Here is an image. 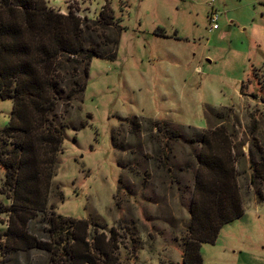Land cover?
<instances>
[{"label": "rangeland", "instance_id": "374dc122", "mask_svg": "<svg viewBox=\"0 0 264 264\" xmlns=\"http://www.w3.org/2000/svg\"><path fill=\"white\" fill-rule=\"evenodd\" d=\"M45 2L81 18L86 47L101 57L81 78L84 95L59 102L62 145L29 234L52 243L50 218L60 215L87 224L96 264H182L202 140L222 126L245 213L201 247L203 264H264V171L252 183V160L264 170V0ZM109 13L112 27L102 21ZM215 15L219 29L210 32ZM12 110L0 100V131ZM10 143L0 142L3 154ZM5 176L0 166L1 235L13 204ZM95 236H104L107 254L96 251ZM55 259L0 243V264H65Z\"/></svg>", "mask_w": 264, "mask_h": 264}, {"label": "trees", "instance_id": "16d2710c", "mask_svg": "<svg viewBox=\"0 0 264 264\" xmlns=\"http://www.w3.org/2000/svg\"><path fill=\"white\" fill-rule=\"evenodd\" d=\"M102 21L112 27L114 16L109 13ZM88 29L74 13H56L45 0H0V100L13 103L10 123L0 131V142L11 141L13 147L8 154L0 150V166L6 171L13 200L7 210L8 228L0 234V243L10 252L39 248L53 252L59 263L96 264L89 254L85 222L52 215L50 244L38 243L28 232L36 213L45 210L50 170L62 145V133L54 124L59 102L84 95L86 83L81 78L86 80L92 61L101 57L94 46L86 47L84 35ZM115 43L118 45V41ZM106 58L113 60L114 55ZM221 127L202 140L199 173L201 178L208 173L195 183L197 200L191 210L190 239L182 264H203L201 247L215 244L221 229L245 213L237 193L230 138ZM252 161V183L256 184L264 170ZM204 199L206 208L200 206ZM93 246L100 253H108L104 236H95Z\"/></svg>", "mask_w": 264, "mask_h": 264}, {"label": "built area", "instance_id": "2783aa9c", "mask_svg": "<svg viewBox=\"0 0 264 264\" xmlns=\"http://www.w3.org/2000/svg\"><path fill=\"white\" fill-rule=\"evenodd\" d=\"M211 22H212V24H211L210 32L217 31L219 29V27H218V15L213 16L211 18Z\"/></svg>", "mask_w": 264, "mask_h": 264}]
</instances>
